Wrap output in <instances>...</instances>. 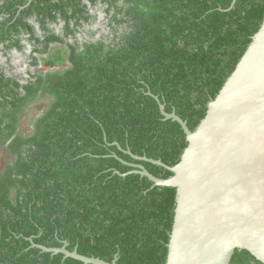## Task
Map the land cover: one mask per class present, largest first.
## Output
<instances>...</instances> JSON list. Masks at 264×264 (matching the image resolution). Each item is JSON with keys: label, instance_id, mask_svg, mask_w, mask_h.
<instances>
[{"label": "trees", "instance_id": "obj_1", "mask_svg": "<svg viewBox=\"0 0 264 264\" xmlns=\"http://www.w3.org/2000/svg\"><path fill=\"white\" fill-rule=\"evenodd\" d=\"M102 10L110 33L95 39ZM0 18L5 49L29 35L45 68L63 69L21 85L0 66V146L10 140L14 158L0 177V264H83L38 247L65 244L108 263L166 264L176 190L134 171L173 173L133 156L174 167L188 142L153 96L195 131L259 30L264 0H0ZM43 98L33 130L17 132ZM229 264L263 263L236 249Z\"/></svg>", "mask_w": 264, "mask_h": 264}, {"label": "water", "instance_id": "obj_2", "mask_svg": "<svg viewBox=\"0 0 264 264\" xmlns=\"http://www.w3.org/2000/svg\"><path fill=\"white\" fill-rule=\"evenodd\" d=\"M153 97L188 142L174 167L133 156L173 173L161 179L143 166L134 171L154 186L176 190L166 264H229L236 249L264 264V20L195 131ZM66 246L38 247L83 264L117 261L81 256Z\"/></svg>", "mask_w": 264, "mask_h": 264}, {"label": "flooded vegetation", "instance_id": "obj_3", "mask_svg": "<svg viewBox=\"0 0 264 264\" xmlns=\"http://www.w3.org/2000/svg\"><path fill=\"white\" fill-rule=\"evenodd\" d=\"M103 16V21H105L106 26V32H103L105 34L110 33V29L108 27V23L106 20V15L102 11L97 13V20L95 21V24L91 27V29L95 30V25L99 22L100 16ZM2 19L0 18V21ZM30 23L34 27V30L36 32V35L38 37H43V31L40 29L39 24L35 21V18L30 19ZM51 28H54V31L56 34H61L63 30V23H54L51 24ZM102 30V28H100ZM88 30L87 27L82 28L80 30V36L77 38L80 43L87 39ZM70 43L73 42L72 39L69 40ZM20 48H9L5 49L6 46H4V43H0V66L4 69V73L8 76H14L15 78H18L19 83L21 85L28 84L29 81H32V77H34L37 73H41L42 75L48 73L49 71H62L63 69L61 67H54L46 69L43 65V59L46 58L45 54L36 53L35 49H40L42 46H34L33 41H29V35H22L21 41H20ZM51 49L59 47L60 44L58 43H52L50 44ZM35 102L29 104L27 108L20 114L19 120H18V127L17 132L21 133L22 135L26 136L28 135L32 130L35 123V120L40 118L44 115L45 111L47 110V107L41 111L38 115H35L31 121L28 122L27 134H24V126H22L24 121V115L28 112V109L32 105H34ZM23 128V130H22ZM10 142V140L8 141ZM8 142L2 147L0 146V177L5 173L6 167L9 163L12 164V161L14 160L13 156L10 155L9 152H7V146ZM1 161H3L1 163Z\"/></svg>", "mask_w": 264, "mask_h": 264}, {"label": "rangeland", "instance_id": "obj_4", "mask_svg": "<svg viewBox=\"0 0 264 264\" xmlns=\"http://www.w3.org/2000/svg\"><path fill=\"white\" fill-rule=\"evenodd\" d=\"M103 16L101 15L100 16V20L99 22L95 25L96 27H94L95 30L99 29V28H102V31L99 30L96 35H95V39L98 38L100 36V34H105L103 32H106V26H105V21H103ZM49 101H50V98H43L41 100H38V101H35V104L32 105L30 107V109H28V112L24 115V121H23V124L22 126H24V134H27L28 131H25L27 130V124L29 121L32 120V118L35 116V115H38L41 111H43L46 107H48V104H49ZM22 128V130H23ZM3 161H1L2 163Z\"/></svg>", "mask_w": 264, "mask_h": 264}]
</instances>
